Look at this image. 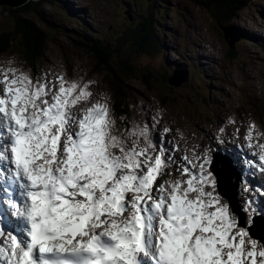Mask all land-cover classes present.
I'll use <instances>...</instances> for the list:
<instances>
[{
  "label": "snow or ice",
  "instance_id": "1",
  "mask_svg": "<svg viewBox=\"0 0 264 264\" xmlns=\"http://www.w3.org/2000/svg\"><path fill=\"white\" fill-rule=\"evenodd\" d=\"M5 63L0 264H264V242L217 193L210 148L178 156L179 141L154 136L158 115L119 128L95 81ZM244 139L264 171V132L253 122Z\"/></svg>",
  "mask_w": 264,
  "mask_h": 264
},
{
  "label": "rangeland",
  "instance_id": "2",
  "mask_svg": "<svg viewBox=\"0 0 264 264\" xmlns=\"http://www.w3.org/2000/svg\"><path fill=\"white\" fill-rule=\"evenodd\" d=\"M166 1L173 5V9L171 10V19L175 22L177 21L175 13L178 6V0ZM15 2L16 0H9L7 3L0 2V29L12 31L13 24L16 20L15 14L11 12L10 8L13 6H21L13 5ZM32 2L33 0L27 2V6ZM158 2H161V0H158ZM83 5L88 7L86 13L92 14L97 19V27H99L101 30L102 27L99 25L106 23V21L104 22L103 19L107 20L109 17L114 15V12L116 11L112 6L108 5L102 0H83L79 6ZM58 6L59 2L56 3V7ZM82 9L86 8L82 7ZM43 13L47 19H51L48 17V12ZM250 17H254L256 22L264 27V0H254L252 3H250L249 7L242 10L237 15L235 20L228 24L227 27L231 30V32H233L236 38H238L234 44V47H230L224 38V35H222L219 47L217 49H210L201 45V43L197 40V37H195L193 34L190 41L191 48H185V50L189 52L185 53L182 58V61L189 65L185 68L188 73H190L195 78H201L206 82L207 85L214 88V93L218 96V99L216 100V104L211 108V112L218 118L220 122H223L229 115L230 105L235 104L237 101H242L249 105L252 114L255 116L261 118L264 117V88H262L264 87V55L261 56L257 53L254 54L252 51V49L255 48L258 43L262 45L263 43L259 42L258 39L260 37H258L255 42L238 31V28L242 26L243 30L250 32L252 31L257 33L258 36H264V30L262 28L259 30L256 26H254L253 23H250ZM243 19H248V22H245ZM39 26L42 27L40 24ZM78 26L84 25L78 24ZM165 26L170 30L167 24H165ZM192 26L196 28L195 30L197 33L202 32L207 39L213 40L214 38L221 35V32L217 31L221 30L219 28V22L214 18L210 20V26H215L217 30L207 27V20L205 22H193ZM186 33L187 26H184L182 28V39L189 46V39L185 36ZM171 48L174 49V47ZM48 49V59L53 62L60 59L61 56L66 53L71 60H73L77 65L84 66L88 72L93 70V64L88 53L80 49L72 48L66 37H58L56 42L49 41ZM126 49L128 48L124 47L122 50V55L125 57ZM17 50L20 51L18 47ZM231 51H235L238 56L235 58H229ZM131 55L134 57L133 54ZM160 55L161 53H158L156 55L147 57L146 62L153 65L160 71V77L156 81L149 82L145 86L143 85L142 90L149 89L153 91L154 93L151 94H153L156 98L166 96L168 99H171L173 97H177L178 100L175 103L177 110H182L183 107L188 111L198 110L197 108L191 107V101L187 100L186 97L183 96L186 89L181 90L180 87H171L167 89L164 88V76L168 74L173 68H177V66L173 64L166 65L164 63V58L160 57ZM173 55H176V53L174 52ZM197 56L198 58L195 59ZM235 63H237L239 66L238 71L233 69V65ZM200 65L203 66L202 69ZM233 76L235 77L233 78ZM127 83V85H137L139 80L138 78H135L131 81H128ZM202 84L203 86H206L204 82H202ZM257 85L262 87L257 89ZM207 95L212 96V92L207 91ZM213 97L215 96L213 95ZM204 102L205 90L201 89L197 94L193 105L202 107ZM212 105L213 103L211 106ZM241 109H243L240 111L242 114L245 109ZM212 117L215 118L214 116ZM188 123L190 124L192 122L188 121ZM191 125L195 124L193 123Z\"/></svg>",
  "mask_w": 264,
  "mask_h": 264
},
{
  "label": "trees",
  "instance_id": "3",
  "mask_svg": "<svg viewBox=\"0 0 264 264\" xmlns=\"http://www.w3.org/2000/svg\"><path fill=\"white\" fill-rule=\"evenodd\" d=\"M253 1L254 0H226L224 4L221 5L219 12L214 15V18L222 24L228 25L241 10L249 7L250 3ZM41 2L42 1H33L28 6L26 4L21 8L12 9L13 11L11 12L15 14L16 21L12 31L6 30L0 34V53L3 52L4 49L7 50L12 48L14 44H19L22 47L24 56L27 59H36L47 47V42L52 39V37H56L61 34L60 27L56 26L51 19H47L43 12L42 15H40L39 9L41 7ZM31 13L35 15V19L33 20L28 17ZM47 14H49L48 17L53 18L50 13ZM37 18L45 25V29L37 28ZM147 28L148 25L143 24L141 29L147 30ZM127 37L128 36H124L121 40L126 41ZM3 42L6 44V48L2 45ZM156 45L157 47H160L159 43ZM91 49L97 53L95 48ZM237 56L238 54H236L235 51H232L230 58H235ZM96 69L99 70L101 68L97 65ZM134 73L135 70H132V74ZM118 95L120 94L118 93ZM117 110L122 113L129 112V109L121 103L117 106Z\"/></svg>",
  "mask_w": 264,
  "mask_h": 264
},
{
  "label": "bare ground",
  "instance_id": "4",
  "mask_svg": "<svg viewBox=\"0 0 264 264\" xmlns=\"http://www.w3.org/2000/svg\"><path fill=\"white\" fill-rule=\"evenodd\" d=\"M246 9V8H245ZM244 10V9H243ZM242 11V10H241ZM240 11V12H241ZM239 12V13H240ZM238 13V14H239ZM237 14V15H238ZM237 15H236V17H237ZM245 15H248V14H245ZM236 17H234L233 19H232V21L233 20H235V18ZM214 18V17H213ZM215 19V18H214ZM223 19V18H222ZM245 22H248V19H243ZM213 21V20H212ZM218 21V20H217ZM231 21V22H232ZM253 21V22H252ZM219 22V28L221 29V30H223L224 31V33H223V35H224V38L226 39V41H227V43H228V45L230 46V47H234V44H235V42L238 40V38H236V36L233 34V32H231V30L227 27L228 25H224V24H222L220 21H218ZM214 23V22H213ZM250 23H253L254 25H257V22H256V20H255V18L254 17H250ZM259 24V23H258ZM261 26L262 25H258V26H256L257 27V29H259V30H261ZM238 31H240L242 34H244V36H246V37H249L251 40H253V41H255L256 42V39L258 38V37H260L258 40H259V42H262L263 43V46H264V36H258V34L257 33H254V32H250V31H246V30H243V27L241 26V27H239L238 28ZM252 51H253V53L254 54H256V52H255V48H253L252 49ZM231 53H232V51L230 52V54H229V58L231 57ZM198 58V56L195 58V59H197ZM228 58V57H227ZM243 58V57H242ZM262 61V60H261ZM264 62V61H263ZM264 65V64H263ZM201 66V69L203 68V66L202 65H200ZM235 76H233V78H234ZM180 85V84H179ZM254 110V109H253ZM259 112V111H258ZM257 112V113H258ZM243 152V151H242ZM231 154H232V152H231ZM245 155H244V153H243V155L242 156H240V158H243ZM239 161V160H238ZM240 164V163H239Z\"/></svg>",
  "mask_w": 264,
  "mask_h": 264
},
{
  "label": "water",
  "instance_id": "5",
  "mask_svg": "<svg viewBox=\"0 0 264 264\" xmlns=\"http://www.w3.org/2000/svg\"><path fill=\"white\" fill-rule=\"evenodd\" d=\"M9 0H0V2H5V3H7ZM30 0H22V1H20V0H16V2H15V4H13V5H21V6H23V5H25L27 2H29ZM20 6V7H21ZM13 7H15V6H13Z\"/></svg>",
  "mask_w": 264,
  "mask_h": 264
}]
</instances>
